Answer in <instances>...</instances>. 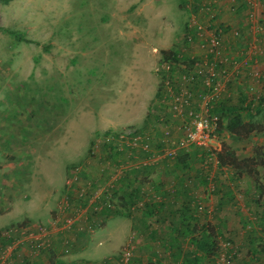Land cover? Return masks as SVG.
Instances as JSON below:
<instances>
[{"label":"rangeland","instance_id":"rangeland-1","mask_svg":"<svg viewBox=\"0 0 264 264\" xmlns=\"http://www.w3.org/2000/svg\"><path fill=\"white\" fill-rule=\"evenodd\" d=\"M208 9L224 29L221 67L228 72L217 91L205 75L185 81L182 68L165 69V59L208 65L209 50L201 46L208 32L186 37L192 18L206 26ZM262 56L264 0H0V231L42 224L50 233L43 249L16 248L11 264H70L77 260L69 256L77 234L94 230L102 241L90 242L88 250L100 254L84 264H187L183 253L196 248L192 238L204 227L215 244L211 253L195 250L207 255L202 264H264V164L252 166L264 162ZM190 89L192 97L175 108L173 95ZM219 104L241 108L243 120L261 130L239 139L223 128L207 146L181 147L184 122L205 115L226 122L228 110L216 109ZM107 130L139 131L135 141L123 139L136 150L147 140L148 159L107 158L100 146ZM223 144L253 160L256 181L217 166ZM181 153H187L184 163L177 159ZM130 164L172 167L159 177L174 186L191 182L190 197L184 195L191 208L168 214L176 229L152 237L136 222L129 225L128 217L143 209L128 202ZM74 166L78 178L69 186ZM116 209L123 214H112ZM183 216L197 229L191 235L177 229ZM156 219L150 216V225ZM59 235L62 242L54 241Z\"/></svg>","mask_w":264,"mask_h":264},{"label":"built area","instance_id":"built-area-1","mask_svg":"<svg viewBox=\"0 0 264 264\" xmlns=\"http://www.w3.org/2000/svg\"><path fill=\"white\" fill-rule=\"evenodd\" d=\"M207 13L208 22L206 23V26L204 28L200 24L194 22L193 18L191 19V21L188 23L189 31L186 33V37L188 38V40H192L195 37V34L198 36H202L204 35L203 30L206 33L208 32L207 37L204 38L205 42L201 44L202 47L209 50L208 52H206V55L211 57V59H209L208 65L206 67H195L193 65V68H191L188 67L185 63V59H165V69L166 71H168L172 66L185 68V72L182 76L183 80L185 81L188 79V77L192 79L193 76L196 75H205L206 83L208 85L212 83V88L217 91L219 89L218 86H220V76H223L228 72L226 67H221V57L224 56V49L222 47V36L224 34V31L221 28L218 29V26H215V23L210 21V19L214 18V12L208 9ZM194 24L196 25L195 28ZM218 61L220 63H218ZM243 63L246 64L244 61ZM191 71L193 73H191ZM166 84L167 87H170V81L167 80ZM189 95L190 92L188 90H186V92L185 90H183L182 95H173L172 101L175 108H179L183 103H187ZM217 127L218 118L211 115H205L203 117L195 118L190 122H184L180 126L181 132L183 134V138H181L180 140V146L186 147L190 144L207 146L206 141L211 135L214 136L215 133H217ZM130 133H128V131H125L124 134H119L118 136L120 139L128 138V135H130ZM135 137L133 138L134 141L137 139ZM73 168V174L68 179L69 186L78 178V167L74 166ZM103 198L106 200V205L109 206V195L105 194V197ZM94 208L97 209L98 206H95ZM49 237L50 233L48 232L47 227L43 226L42 224H16L4 227L0 231V264H11V256L14 250L19 246L29 244L30 248H33L35 250L45 248L49 244ZM2 240H5L7 242L3 246H1Z\"/></svg>","mask_w":264,"mask_h":264},{"label":"trees","instance_id":"trees-1","mask_svg":"<svg viewBox=\"0 0 264 264\" xmlns=\"http://www.w3.org/2000/svg\"><path fill=\"white\" fill-rule=\"evenodd\" d=\"M215 18L216 17L214 14V18L210 19V21L216 23ZM215 26H218V29L221 28L224 31V29L221 27L220 24H218V25L215 24ZM162 53L166 56V55L172 54L173 51L163 50ZM174 60H176V59H174ZM185 63L187 64L188 67L193 68V63H194L193 59H190V61L188 59H186ZM182 70L184 72L185 68H182ZM194 77L195 76H193V78ZM191 91L192 90L190 89L189 90V92H190L189 97L190 98L192 97ZM243 99H245V98L243 97ZM261 100L264 102V98H261ZM242 102H244V100H242ZM216 109L224 110L225 111L224 113H226V110H228L227 111L228 118H227L226 122L221 121L220 123H218L219 128L217 127V132H219L221 129L225 128L232 136L240 139L241 137H247L252 131H260L261 130L253 122H246L243 120V116L239 112V110L241 108L234 109V111H231V110L229 111L228 106H226L225 104H223V105L219 104L216 107ZM242 109L246 110L245 107ZM159 119H162V117H159ZM218 122H219V120H218ZM131 134H132L131 136L130 135L128 136V139H133L135 136H137L141 133L139 131H135ZM124 139H127V138H124ZM124 139H121V142L122 141H124V142H122L120 144V142H119L120 138L116 133H112L109 130H107L103 133V137L101 138L100 146L102 147V151L105 150V152H107V154H106L107 158H111V157H114L116 155L122 154L124 159L125 158L127 159V162H131V161H135V159L137 157L142 159V158H146L149 156L150 152H149V149L147 148V146L149 145L147 140L145 141L146 148H143L141 150H136L130 143H127ZM116 147H118V148H116ZM196 153H199V152L197 151ZM206 153L207 152H201V155L204 156ZM167 157H170V156L167 155ZM185 157H187V153H183V154L181 153V154H179L177 159L184 163ZM146 159H148V158H146ZM252 161L253 160L249 159V158H238L236 153L226 144H223L221 150H219L217 152V166L218 167L223 168L224 166H230V167L234 168V170L238 173L245 172L246 174L252 176L253 179L256 181L257 180L256 179L257 171L255 170V168L253 169L251 166H249V163H252ZM262 163L264 164V162L259 161L255 164H253L252 166L259 165ZM132 167H134V166L131 165L129 168L131 169ZM188 182H190V181L187 180V182H182V184H181V182H179V184H178L179 186H174L175 184H172L171 187L174 186L173 188L178 190V192H176V195L178 193L179 195H182V197L184 198V194L186 195L189 191V187L187 186ZM146 195H147L148 199L144 198V196H146ZM125 196H126V194H125ZM110 197H111V195H109V198ZM127 197L129 199L128 202H130L131 205L133 204V205H136L138 207L142 206L144 209L148 206L157 208V206H156V204L158 202L157 200H158V198H160V196L157 194L152 196V198H151V196L148 195V193L145 190L141 189V191H140V189H136V187L131 188L130 191H128ZM166 197H168V196L166 195ZM177 197H179V196H177ZM182 197H180V198H182ZM191 204H192L191 199L185 200V202L181 206L180 210L181 209L182 210L183 209L188 210V208H191ZM218 209H219V207H218ZM96 212L97 211H95V213ZM111 212H112V214L122 213L121 210H118V209L112 210ZM149 212L151 214H156V211L152 210V209ZM108 215H111V214H108ZM171 219H173L170 222L171 225L176 226L175 219L174 218H171ZM181 221H182V223L177 224V229L180 230L181 227H183L185 230H187V232H189L190 235L193 233V231L197 230L195 228V226H193L192 222H190V219H186V217L183 216V219ZM180 233H182V231ZM183 233H186V232H183ZM192 237H194V236H192ZM1 242H2L1 246L5 245L7 243L5 240H2ZM191 244L195 245L196 248L194 250H192V249L189 250L190 251L189 253L188 252L183 253L185 260H186L185 262H187V264H202L204 258L207 255H203L200 257L197 255L195 250H197V247H200V248L208 247V253H211L213 251L211 246L214 245L215 243H214L213 235H212L211 231H208L207 228L204 227L201 231L200 238H198V237L192 238ZM15 250H14V252H15Z\"/></svg>","mask_w":264,"mask_h":264},{"label":"crops","instance_id":"crops-1","mask_svg":"<svg viewBox=\"0 0 264 264\" xmlns=\"http://www.w3.org/2000/svg\"><path fill=\"white\" fill-rule=\"evenodd\" d=\"M261 59H264V56L261 57ZM263 63H260V65H262ZM13 105H15L14 103H12ZM18 111V109L16 108V110L13 111V114H16ZM12 114V115H13ZM7 116L9 118V113L7 112ZM2 136V132L0 129V138ZM15 136L14 133H11L10 138ZM21 137V135H20ZM15 168V166H14ZM174 168L170 167V168H153L152 166H145V167H132L130 169V175L131 178L129 179V185L131 186V188L136 187V189H143L145 190L148 195L154 196V195H159L160 198H158V202L156 204L157 208L155 207H146L145 209L143 208L141 210V214H134V215H130V217H128L129 219V225L131 226H135V222L138 224V226L142 229L145 230V232L147 233V235L155 237V236H162V234H164L166 229H175L176 226L171 225V221L173 219L174 216L169 217L168 214H177L178 212H181L180 208L181 206L184 204L185 202V198L182 197V195H179L176 192H178V190L174 189L173 187H171L172 182H169L170 180L166 179V175H163L159 177V173L163 174V173H168L169 171H173ZM13 171V170H12ZM151 174V175H150ZM175 178V176H173ZM175 183V182H173ZM191 184V182L187 183V186ZM176 185V183H175ZM169 194V195H168ZM184 194V193H183ZM191 194V190L188 191V193L185 195L188 198L190 197ZM253 194H255V190H253ZM166 195L168 197H166ZM179 196V197H177ZM182 197V198H180ZM152 200V199H151ZM47 204V203H46ZM155 210L156 214H157V219H156V223L154 225H150L151 222L149 220L150 216H155L156 214H151L149 211ZM52 213L55 214V211H52ZM146 214L150 215L149 217H146ZM108 217H111L112 215H108ZM48 217V216H47ZM46 217V218H47ZM111 219V218H110ZM97 231H93L92 233L89 234L88 237L86 234L82 235V233L77 234V240L75 241L76 245L73 247L72 251H74L73 253H71L69 256H73V255H77L75 256L77 258V260L70 262V264H84L86 263V261H88V259H94V257H97L98 254H100V250L99 248H96L94 250H90L91 248H93V246L96 247V243H101V239H97ZM76 233V232H75ZM113 235V232H109V238ZM55 240L54 241H60L62 242L63 240V236L59 235V236H55L54 237ZM87 240V243H86ZM93 243L95 245L91 246L88 250V246L89 244ZM56 244H54L55 246ZM143 245H146V243H144ZM261 249V247H260ZM41 255V254H40ZM39 255V256H40ZM44 256V255H43ZM53 256V255H51ZM61 256L66 257V254H62ZM68 256V257H69ZM63 257V258H64ZM83 259V260H82Z\"/></svg>","mask_w":264,"mask_h":264}]
</instances>
